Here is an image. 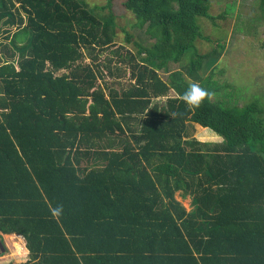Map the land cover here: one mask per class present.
<instances>
[{
	"label": "trees",
	"instance_id": "1",
	"mask_svg": "<svg viewBox=\"0 0 264 264\" xmlns=\"http://www.w3.org/2000/svg\"><path fill=\"white\" fill-rule=\"evenodd\" d=\"M214 1L123 0L134 50L114 0H0V240L26 264H264V95L240 106L224 44L199 51V21L234 12ZM193 83L214 93L195 108Z\"/></svg>",
	"mask_w": 264,
	"mask_h": 264
},
{
	"label": "rangeland",
	"instance_id": "2",
	"mask_svg": "<svg viewBox=\"0 0 264 264\" xmlns=\"http://www.w3.org/2000/svg\"><path fill=\"white\" fill-rule=\"evenodd\" d=\"M91 4L105 5L108 0H88ZM123 0H114L112 10L116 16V41L126 44L125 33L123 28L133 34L134 42L148 43V38L144 34V29L137 26L136 19L133 14L126 11L122 5ZM227 5L231 6L234 12L227 19L216 20V25L211 20L201 19L199 22L203 27L204 34L210 37V40H198V48L201 53L210 51L213 45L217 43L224 44L225 50L222 54L220 63L215 70V79L220 83H228L234 89L240 92V106L246 103L245 98L251 95H264V20L253 24L252 28L247 27V21L250 18L260 16L257 9V0H216L211 7L212 15H219L225 11ZM108 11V10H107ZM231 11V12H232ZM246 23L245 25L243 24ZM131 40V41H132ZM212 41V42H211ZM126 48L137 49L131 42L126 44ZM86 54L92 60L93 56L86 51ZM103 58V55L102 57ZM184 63V62H183ZM180 66L173 64L170 72H163L165 78L169 77V73L178 70ZM112 85V83H110ZM209 132V133H208ZM192 138L203 141L213 140L214 137L208 129L196 126L191 130ZM176 198L179 200L188 211L193 207L191 198H183L180 191L176 193ZM2 238V237H1ZM23 244V243H22ZM5 253L6 260L15 258L19 262L21 257L15 255L16 251L9 243ZM4 253V254H5ZM0 253V264L2 257Z\"/></svg>",
	"mask_w": 264,
	"mask_h": 264
},
{
	"label": "clouds",
	"instance_id": "3",
	"mask_svg": "<svg viewBox=\"0 0 264 264\" xmlns=\"http://www.w3.org/2000/svg\"><path fill=\"white\" fill-rule=\"evenodd\" d=\"M214 93L207 88L201 87L197 83L191 84L188 89L182 94L183 101L195 107H199L206 99H211ZM62 206H59L52 210L54 216L58 217L62 214ZM21 257L18 264H26L27 258L29 256V250L22 244L16 245V253Z\"/></svg>",
	"mask_w": 264,
	"mask_h": 264
},
{
	"label": "crops",
	"instance_id": "4",
	"mask_svg": "<svg viewBox=\"0 0 264 264\" xmlns=\"http://www.w3.org/2000/svg\"><path fill=\"white\" fill-rule=\"evenodd\" d=\"M1 240H2V242H3L6 250H7V248H9L8 247L9 246V243L12 244V247L14 248L15 251H16V245L17 244L23 243V245L25 246L24 239L21 236H16V235H7L6 236V235H3V237H2ZM1 259H2L1 264H8L10 262H14L15 264H18V261L15 258H9L8 260H6V258L4 256Z\"/></svg>",
	"mask_w": 264,
	"mask_h": 264
},
{
	"label": "water",
	"instance_id": "5",
	"mask_svg": "<svg viewBox=\"0 0 264 264\" xmlns=\"http://www.w3.org/2000/svg\"><path fill=\"white\" fill-rule=\"evenodd\" d=\"M0 249H1L0 253L1 252L4 253L6 251L5 246H4L3 242H2V240H0Z\"/></svg>",
	"mask_w": 264,
	"mask_h": 264
}]
</instances>
